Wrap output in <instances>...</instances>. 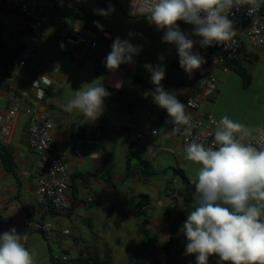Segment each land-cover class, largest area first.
Here are the masks:
<instances>
[{
  "label": "crops",
  "instance_id": "obj_1",
  "mask_svg": "<svg viewBox=\"0 0 264 264\" xmlns=\"http://www.w3.org/2000/svg\"><path fill=\"white\" fill-rule=\"evenodd\" d=\"M53 2L57 7L53 8L49 0L42 1L45 34L36 43L26 70L19 72L14 65L19 47L14 42L11 10L0 0V110L19 105V113L10 123V134L0 138V233L11 225H16L19 233H27L24 243L34 264H51L52 252L75 255L81 242L108 244L115 254L114 264H128L142 246V231L153 237L156 247L154 256L142 257L144 264H196L194 255L185 254L186 239L180 231L194 200L183 203L179 195L183 184L174 169H181L195 182L199 165L184 158L187 144L171 134L167 112L150 96L142 95L154 88L144 65H166L161 81L165 89L174 91L184 104L187 96L193 97L202 113L218 120L228 115L245 124L251 130L247 138H253L257 128H264V45H250L243 28L235 29L241 40V57H256L252 62H243L250 77L247 85L223 64L214 46L203 48L206 62L188 74L179 66L175 45L162 42L163 31L146 17L129 14L131 0H108L100 6H114L107 16L93 14L100 0H75L69 9L58 0ZM96 21L111 33L110 39L97 37ZM178 23L191 33V25ZM75 29L86 37H97V45L87 50L71 46L59 51L57 41ZM116 37L142 48L133 63L109 70L103 60ZM223 67L228 69L224 71ZM34 78L50 81L42 85L41 98L30 84ZM92 82L103 83L110 93L100 118L86 121L76 111H65L64 105L74 91ZM26 106L53 121L52 133L57 138L54 154L68 161L71 185L66 215L39 209L38 157L27 145ZM186 112L194 114L188 107ZM151 128L157 132L147 133L144 138L136 136L138 131ZM77 138L81 139L80 155L74 154ZM138 158L150 163L154 173L149 177L143 176ZM137 202L142 203L141 207L135 206ZM25 216L51 223V234L29 230L22 222ZM175 226L176 242L162 248L170 228ZM62 229L70 233L62 234ZM76 232H87L89 238L79 237ZM208 264H219L218 257L211 255Z\"/></svg>",
  "mask_w": 264,
  "mask_h": 264
},
{
  "label": "clouds",
  "instance_id": "obj_2",
  "mask_svg": "<svg viewBox=\"0 0 264 264\" xmlns=\"http://www.w3.org/2000/svg\"><path fill=\"white\" fill-rule=\"evenodd\" d=\"M235 2L131 0L129 14L144 16L162 30V42L175 45L179 66L191 74L206 62L200 51L194 50L195 45L211 47L235 34L233 21L226 14ZM112 11L114 6L109 5L94 13L107 16ZM178 21L191 25V33L182 30ZM95 23L103 29L99 21ZM141 48L116 37L103 63L107 69L116 70L121 64L133 63ZM144 67L154 88L142 95L150 96L167 112L173 125L171 131L175 132L178 125L189 123L186 106L161 83L166 65L149 63ZM109 95L103 83H87L74 91L64 110L76 111L86 121H96ZM256 132L259 146L245 142L251 134L248 126L224 115L215 122L211 145L193 140L185 148L184 158L199 168L194 203L180 231L186 239L185 254L194 255L196 264H208L213 254L219 264H264V128ZM26 239L27 233L21 234L15 227L0 233V264H34L32 253L25 247Z\"/></svg>",
  "mask_w": 264,
  "mask_h": 264
},
{
  "label": "built area",
  "instance_id": "obj_3",
  "mask_svg": "<svg viewBox=\"0 0 264 264\" xmlns=\"http://www.w3.org/2000/svg\"><path fill=\"white\" fill-rule=\"evenodd\" d=\"M43 0H3L7 8L11 10V23L13 25L14 42L19 47V53L14 60L15 69L19 72L26 70V65L31 58L36 43L44 36ZM66 8H71L75 0H58ZM108 3V0H100L99 6L93 9H100ZM230 19L235 17L242 18L245 21L243 33L248 43L252 46L264 45V14L261 11V3L259 0H236L233 7L226 11ZM102 24V23H100ZM103 25V24H102ZM192 29V28H191ZM242 29V28H241ZM236 31V30H235ZM97 37L110 39L111 33L103 25L101 30L97 26ZM97 37H86L78 32L77 29L72 31L66 37H62L57 41L59 51H67L71 46H80L85 50L94 48L97 45ZM241 40L237 33L230 39L222 41L214 47L222 53L223 57L229 59L239 58ZM194 50L200 51L204 56L205 50L199 45L194 46ZM228 67H223L227 70ZM213 79V78H211ZM50 83L48 79L39 78L31 79L30 84L35 89L36 96H43L42 85L46 86ZM185 106L194 112L189 116L188 124H180L177 131L172 132L173 125L170 126V132L174 136H178L184 144H188L195 140L206 146L211 145L214 139L215 122L218 119L210 113H202L198 110V101L191 96H187L184 100ZM19 113V105L13 104L6 110H0V138L5 139L10 134V123ZM24 113L28 116V148L38 157V173L36 180V196L41 212H55L66 215L69 211L68 192L71 185L69 176L68 161L64 157L54 154V145L57 138L52 133L53 121L44 115L37 114L35 110L26 106ZM154 128L138 131L136 136L144 138L147 133H156ZM245 142L258 144V134L253 138H245ZM81 153V139L77 138L74 146V154ZM23 225L32 231H41L50 235L52 232V224L47 221L31 219L25 216L22 219ZM16 225H11V228ZM62 234H69V229H62ZM55 260H66L67 255L62 252L52 253Z\"/></svg>",
  "mask_w": 264,
  "mask_h": 264
},
{
  "label": "trees",
  "instance_id": "obj_4",
  "mask_svg": "<svg viewBox=\"0 0 264 264\" xmlns=\"http://www.w3.org/2000/svg\"><path fill=\"white\" fill-rule=\"evenodd\" d=\"M49 1L52 2L53 8L57 7L56 3L53 2V0H49ZM259 1L261 3V11L264 14V0H259ZM231 20L233 21L234 29L243 28L245 26V21L242 18L235 17ZM221 55L222 53H220V56ZM255 59H256L255 55H251V56L243 55L240 58H234V59H229L224 56L223 64L227 65L229 68L237 72L243 80V85H247L250 77L248 75L246 68L243 66V62H252ZM138 160H139V165L141 166L143 176L149 177L151 174L154 173L149 162L141 158H138ZM174 170L176 171V174H178L181 177V181L183 184L182 189L179 192V195L181 196L183 203L188 204L192 202L196 196L195 182H191L185 176L184 172L181 169L175 168ZM141 205H142L141 202H137L135 206L139 208L141 207ZM184 220L185 219H182V222H184ZM170 232L171 234L168 240L162 244V248L164 249L171 247L176 242V238H175L176 226L174 228H170ZM142 234L144 238L142 242V246L135 251V254L131 255L128 264H144L141 261V259L145 254L154 256L156 253L155 252L156 247L153 237L149 233H144V231H142ZM81 243L82 245L81 247L77 248L78 253L75 255H72L70 252L67 251H60L67 255L66 260L53 259L52 253L54 252H52L49 255L51 264H114L115 254L112 247L109 246L108 244L99 245V244H93V243L91 244L86 242H81Z\"/></svg>",
  "mask_w": 264,
  "mask_h": 264
},
{
  "label": "rangeland",
  "instance_id": "obj_5",
  "mask_svg": "<svg viewBox=\"0 0 264 264\" xmlns=\"http://www.w3.org/2000/svg\"><path fill=\"white\" fill-rule=\"evenodd\" d=\"M136 161V160H135ZM134 160H133V162H135ZM112 233H115V232H112ZM76 235H78L79 237H84L85 239H88L89 237L87 236V232H84V233H77L76 232ZM93 239V238H92Z\"/></svg>",
  "mask_w": 264,
  "mask_h": 264
}]
</instances>
